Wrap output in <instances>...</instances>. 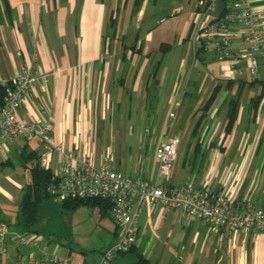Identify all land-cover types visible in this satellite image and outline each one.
<instances>
[{
  "label": "crops",
  "instance_id": "1",
  "mask_svg": "<svg viewBox=\"0 0 264 264\" xmlns=\"http://www.w3.org/2000/svg\"><path fill=\"white\" fill-rule=\"evenodd\" d=\"M135 1L9 0L10 14L0 21V79L15 77L33 52L48 76L45 85L26 96L19 117L51 122L57 147L96 162L111 154L120 173L154 181L155 152L169 114L175 112L174 130L181 143L171 178L159 179V184H193L226 193L235 207L250 200L264 207V69L251 75L248 60L220 59L202 41H193L197 27L224 16L225 0H210V10L203 0H143L134 11ZM159 5L168 15L155 13ZM252 10L260 15L264 32V0H253ZM111 17L118 19L114 37L108 31ZM232 40L240 53L241 35L233 33ZM162 45L168 47L165 52ZM215 87L216 101L205 112ZM232 99H238L237 118L226 134ZM115 116H123L117 129ZM199 122V138H193ZM43 153L38 139L0 148V223L32 247L41 241L33 227L42 200L30 224L20 221L21 201L33 166L47 169ZM61 161L62 154L54 149L48 169L53 173ZM43 204L56 218V233L66 235L77 227L100 245L91 254L61 246L49 255L69 258L72 264H97L115 242L118 230L106 205ZM137 232V244L113 264H264V235L215 232L163 206L144 205ZM13 237L8 236V254L1 260L8 261L15 251L18 260L26 261L17 252L23 244L17 246Z\"/></svg>",
  "mask_w": 264,
  "mask_h": 264
},
{
  "label": "built area",
  "instance_id": "2",
  "mask_svg": "<svg viewBox=\"0 0 264 264\" xmlns=\"http://www.w3.org/2000/svg\"><path fill=\"white\" fill-rule=\"evenodd\" d=\"M252 3L253 0L226 2L224 16L197 27L193 41H202L220 59L235 62L248 60L249 72L257 75L260 68L264 69V32L261 17L252 10ZM203 5L207 10L213 7L210 0H203ZM234 31L242 39L239 44L242 51L238 54L234 51L232 40ZM237 73H243L241 67ZM47 81L48 76L44 74L34 52L15 77L0 79V87L4 88L3 104L0 106V148L16 140L38 139L44 149L42 164L47 169L51 152L56 149L62 154V161L53 172L54 179L46 187L50 198L60 202L99 199L111 204L109 214L118 233L115 242L102 253L97 264H113L118 255L133 249L138 241V217L146 204L180 211L190 220L210 225L215 232L225 230L234 234L253 231L264 235V207L255 201H246L235 207L230 196L222 191L193 184L181 187L159 184V179L171 178L181 143L180 135L174 132L175 112L169 114L167 132L155 152L158 163L156 180L131 177L116 170L113 155L103 154L98 162L89 155L79 156L53 144L51 122L19 117L26 96ZM149 132L150 129H147L146 133ZM10 234H13L17 246L27 243L23 235L12 233L10 226L1 222L0 260L7 257V238ZM34 244L37 246L38 242ZM28 264L72 263L69 258L57 254L39 260L31 256Z\"/></svg>",
  "mask_w": 264,
  "mask_h": 264
},
{
  "label": "trees",
  "instance_id": "3",
  "mask_svg": "<svg viewBox=\"0 0 264 264\" xmlns=\"http://www.w3.org/2000/svg\"><path fill=\"white\" fill-rule=\"evenodd\" d=\"M143 0H136L134 4V11H137L139 9V6L141 5ZM227 2V0H225ZM3 14H6L9 16L10 14V5L9 0H0V21L3 16ZM117 23L118 19L115 17H111L108 21V31L111 33V36L114 37L116 34L117 29ZM168 48L166 45H162L161 50L162 52H165L164 50ZM219 92V87H215L211 96L204 104L202 110L207 112L210 110V108L213 106V104L216 101L217 94ZM264 95V93H263ZM3 97H4V88L0 87V106L3 104ZM237 112H238V99H232L229 104V111L227 114V118L229 120V123L226 127V134H229L235 120L237 118ZM203 117H201L199 120L202 121ZM200 122L198 123V126L196 129H194L193 132V138H199V131L198 128L200 127ZM201 148L199 146L196 147V150L199 151ZM54 176L53 173L49 169L42 168L39 164H35L33 168L31 169V182L26 187L25 194L23 196V199L21 201V208H22V215L20 217V221H24L26 224H30L31 222H34L37 217L38 212V205L44 198H50L48 194L46 193V187L53 181ZM67 206H78L79 204L83 203H92V204H99V205H106L105 210L110 211L111 204L108 201L99 200V199H93V200H77V201H65L64 202Z\"/></svg>",
  "mask_w": 264,
  "mask_h": 264
},
{
  "label": "rangeland",
  "instance_id": "4",
  "mask_svg": "<svg viewBox=\"0 0 264 264\" xmlns=\"http://www.w3.org/2000/svg\"><path fill=\"white\" fill-rule=\"evenodd\" d=\"M164 7L159 5L154 11L155 13H161L162 15H168L166 10L163 9ZM120 117V116H119ZM117 116L114 117L115 129L118 128ZM123 119V116L120 117ZM175 132V130H174ZM165 180V179H162ZM53 202L55 201L52 198H44L41 202V208L39 213V221L38 224L33 227V230L38 233V238L41 239L38 246H29L23 244L17 252L19 254L24 255L27 259L26 261L18 260L14 254L15 251L11 252V258L8 261L0 260V263L4 264H28L29 255L30 253H35L36 255L40 256L43 252L46 254H52L56 247L65 246L66 248H73L77 252H87L89 254L98 252L100 250L98 243L95 242L96 239L94 238H87L84 236V230L79 228L74 229H67L68 233L66 235H60L56 233L55 229L58 227L56 222V218L52 214L51 211L44 207L43 202ZM51 220V222H49ZM58 230V228H57ZM66 231V229H65ZM60 232V231H59ZM47 256V255H46ZM51 256V255H49Z\"/></svg>",
  "mask_w": 264,
  "mask_h": 264
}]
</instances>
